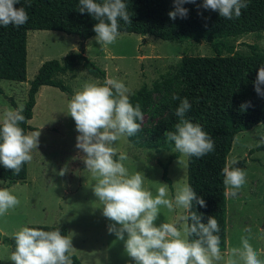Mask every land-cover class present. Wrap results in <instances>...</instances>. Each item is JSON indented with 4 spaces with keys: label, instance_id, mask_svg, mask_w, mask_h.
I'll return each mask as SVG.
<instances>
[{
    "label": "rangeland",
    "instance_id": "1",
    "mask_svg": "<svg viewBox=\"0 0 264 264\" xmlns=\"http://www.w3.org/2000/svg\"><path fill=\"white\" fill-rule=\"evenodd\" d=\"M95 36L80 39L73 34L54 30H29L26 34L25 80L21 82L0 79V119L6 109H14L7 101L10 97L16 107L23 104L28 81L32 79L41 62L60 59L70 50L82 49L83 55L105 71V79H117L128 89L127 95L142 84L150 87L151 82L170 71V67L182 54L212 55L207 42L185 40L173 42L150 35L119 33L114 43L98 44ZM234 50L248 51V45L261 46L262 39L254 32L237 38ZM69 92L43 85L35 93V103L28 124L40 131L37 149L31 152L32 161L26 163V177L22 182L10 186L0 180V188L8 189L20 201L19 205L0 216V237H10L22 226L29 224L61 225L67 235L72 234V254L80 264H134L124 248V241L108 231L110 221L103 215L102 205L94 195L95 181L83 161L84 153L76 147L78 132L75 122L68 114V104L74 92L84 82H98L77 68L73 75H62ZM156 94L153 97L156 98ZM152 120L146 115L141 120L143 127ZM43 125V126H42ZM42 126V127H41ZM29 132V131H27ZM264 137V120L245 131L235 134L225 163L238 160L236 167L246 172V183L234 198L225 197V248L222 252L229 258L230 249L241 247L240 237L247 236L253 248L264 260V209L261 193L264 186V148L257 146ZM262 145V144H260ZM129 157L124 161L129 173L141 172L144 187L156 194L161 178L160 163L175 152L166 168L169 178V198L174 199L177 185L186 182V157L175 149L153 150L135 146L126 137L113 145ZM183 160L184 163H179ZM66 167L65 175H59ZM185 215L182 208L173 211L161 208L157 226L175 220L182 229ZM250 231H246L249 230ZM126 238V234H125ZM6 242H0V264H13ZM242 264V262H240Z\"/></svg>",
    "mask_w": 264,
    "mask_h": 264
},
{
    "label": "clouds",
    "instance_id": "2",
    "mask_svg": "<svg viewBox=\"0 0 264 264\" xmlns=\"http://www.w3.org/2000/svg\"><path fill=\"white\" fill-rule=\"evenodd\" d=\"M195 2L174 0L175 8L168 12L169 18H186L188 10L181 5ZM248 2L203 0L201 7L232 20L241 16ZM18 3L20 0H0V25L20 27L28 22L25 7H14ZM78 10L87 11L98 21L93 30L97 43L102 45L115 42L120 20L126 25L132 23L125 0H79ZM253 84L255 92L264 97L261 88L264 64L258 67ZM127 92L124 83L117 79L106 78L103 84L84 82L69 101L68 114L78 132L76 147L83 151L84 164L95 181L94 195L102 205L103 215L114 222L108 226V231L124 241L125 251L134 264H264L247 236L240 237L241 247L231 248L229 258L225 259L217 234L219 223L214 216H209L204 223L202 214L193 211V202L200 207H206V202L190 184L177 185L174 199H170L168 184L160 183L153 195L144 187L145 177L141 172L129 173L124 164L129 157L122 151L117 156L118 150L113 145L121 137L134 136L140 131L137 120L143 119V113L139 103L133 106ZM172 99L179 100L175 109L179 119L174 125L175 131H165L166 140L174 142L175 151L186 158H200L213 152L215 144L210 135L201 125L186 119L191 108L188 99L175 94ZM250 106V102H244L240 107L245 110ZM24 109L23 104L6 109L0 119V164L15 175H19L25 163L32 161L31 152L37 149L40 136L39 130L26 133L20 126L26 119L22 114ZM260 144H264V137L257 146ZM178 162L184 163L183 160ZM237 163L238 160L230 159L222 168L227 198L236 197L246 183V172L236 167ZM66 171L63 167L58 174L63 176ZM19 203L8 189L0 188V216ZM162 207L169 211L179 207L187 213L181 217L182 229L175 220L159 226L154 223ZM12 238L15 247L10 260L13 264H73L72 234L63 235L58 225L52 230L22 226Z\"/></svg>",
    "mask_w": 264,
    "mask_h": 264
},
{
    "label": "trees",
    "instance_id": "3",
    "mask_svg": "<svg viewBox=\"0 0 264 264\" xmlns=\"http://www.w3.org/2000/svg\"><path fill=\"white\" fill-rule=\"evenodd\" d=\"M125 3L132 23L126 25L120 20L119 33L150 35L173 42L204 40L213 51L207 56L182 54L170 71L153 80L150 87L142 84L128 95L133 106L139 103L143 116L146 115L152 122L143 127L138 119L140 131L126 139L146 149H173L174 142L167 141L164 136L165 131H175L174 125L179 119L175 115L179 100H173L172 96L175 94L188 99L191 108L186 113V119L202 126L214 141L215 149L200 158H186V183L206 202V207L193 202V211L202 214V222L206 223L209 216L217 219L220 228L217 234L223 251L226 222L222 168L235 134L264 120V97L255 92L253 84L258 67L264 64V0H249L248 6L241 10V16L232 20L201 7L203 0L183 3L181 6L188 10V15L186 18L177 16L175 20L168 16V12L175 8L174 0H125ZM22 6L29 16L26 24L20 27L0 25V79L25 80L26 34L29 30L60 31L82 40L96 35L93 25L98 21L87 11L81 13L78 10L79 0H20L14 5L16 8ZM251 32L262 39L261 46L250 44L246 53L234 50L233 41ZM77 68L103 84L105 71L83 55L82 49L70 50L60 59L41 62L28 81L23 102L25 109L22 114L26 119L20 126L26 133L36 130L28 124V120L32 116L38 88L47 85L69 92V86L61 76L73 75ZM261 88L264 90V85ZM5 97L14 109L17 108L10 97ZM244 102H250L251 106L241 110ZM261 148L264 144L258 147ZM175 156L173 152L165 162L160 163L161 178L169 186L166 168ZM26 170L25 163L19 175H15L11 169L0 164V180L5 187L22 182ZM261 202L264 209V186ZM26 226L52 230L57 225ZM58 226L61 233L67 235L66 228ZM12 237H0V242L9 245L10 253L15 247ZM71 258L73 264H79L73 254Z\"/></svg>",
    "mask_w": 264,
    "mask_h": 264
},
{
    "label": "crops",
    "instance_id": "4",
    "mask_svg": "<svg viewBox=\"0 0 264 264\" xmlns=\"http://www.w3.org/2000/svg\"><path fill=\"white\" fill-rule=\"evenodd\" d=\"M43 86V85H42ZM39 89V88H38ZM38 91V90H37ZM75 256V255H74ZM76 257V256H75ZM77 258V257H76ZM79 261V260H78ZM79 264H80V262H79Z\"/></svg>",
    "mask_w": 264,
    "mask_h": 264
}]
</instances>
